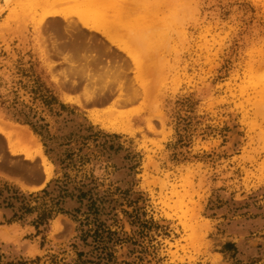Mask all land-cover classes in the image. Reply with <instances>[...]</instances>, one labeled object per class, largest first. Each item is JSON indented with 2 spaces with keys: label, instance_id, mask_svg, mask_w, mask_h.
Returning a JSON list of instances; mask_svg holds the SVG:
<instances>
[{
  "label": "rangeland",
  "instance_id": "rangeland-1",
  "mask_svg": "<svg viewBox=\"0 0 264 264\" xmlns=\"http://www.w3.org/2000/svg\"><path fill=\"white\" fill-rule=\"evenodd\" d=\"M0 138V264H264V0H0Z\"/></svg>",
  "mask_w": 264,
  "mask_h": 264
},
{
  "label": "bare ground",
  "instance_id": "bare-ground-1",
  "mask_svg": "<svg viewBox=\"0 0 264 264\" xmlns=\"http://www.w3.org/2000/svg\"><path fill=\"white\" fill-rule=\"evenodd\" d=\"M53 8H54V4L50 2L49 3L47 2L45 4V12H43V15L40 18V24L51 23L56 19V17H58L57 12H52ZM65 21L68 27L75 26V22L69 20V18H65ZM74 30L76 31H73L74 32L73 34L77 35L79 31H77V29ZM67 43L68 41L67 42L64 41L59 46H61V48L63 49L66 47ZM73 53L74 54L72 56L76 58L79 63L89 58L85 50L75 49ZM103 56L104 55H101L99 53L98 56H94V58L93 56H90L94 60L93 62L95 63V72H97L99 76L106 74L107 73L106 70L108 69L106 61L105 59H103ZM65 60L67 59L65 58ZM90 77L91 74L87 73L86 75L85 74L79 75V77L73 80L78 84H83L84 82H89V80L91 79ZM70 80H68V82ZM129 83H131V79H129V75L126 72H122L121 74H118L117 71L114 80L99 82V83L97 82L96 85L90 91L91 93L90 92L87 93L85 102L86 104L96 105V104L108 103L113 99H117L116 104L120 105L137 100L139 97H141V95L144 94V92L138 88H135L132 83L131 85H128ZM0 144H2L1 138H0ZM42 165L45 168L44 174L46 175V179H45L46 182L49 176L47 172L49 167L47 168L46 159L44 157H42ZM45 182L40 186H37V188H42Z\"/></svg>",
  "mask_w": 264,
  "mask_h": 264
}]
</instances>
